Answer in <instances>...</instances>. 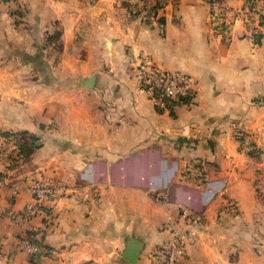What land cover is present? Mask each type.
Listing matches in <instances>:
<instances>
[{
  "label": "crops",
  "instance_id": "1",
  "mask_svg": "<svg viewBox=\"0 0 264 264\" xmlns=\"http://www.w3.org/2000/svg\"><path fill=\"white\" fill-rule=\"evenodd\" d=\"M154 3L1 6L0 132L26 136L29 152L1 174L0 247L29 236L41 246L12 264H157L167 216L184 228L183 207L202 233L182 264H264V26L252 36L238 19L219 33L210 0ZM138 53L189 74L193 100L156 107L133 77ZM32 179L74 189L26 216Z\"/></svg>",
  "mask_w": 264,
  "mask_h": 264
},
{
  "label": "built area",
  "instance_id": "2",
  "mask_svg": "<svg viewBox=\"0 0 264 264\" xmlns=\"http://www.w3.org/2000/svg\"><path fill=\"white\" fill-rule=\"evenodd\" d=\"M12 0H0L1 6L8 10ZM155 5H164L170 0H153ZM211 22L219 33L228 32L233 23L242 19L251 27V35L257 34L259 27L264 26V2L258 4L255 0H242L240 6L230 5L228 0H210ZM141 5L150 4V0H137ZM254 19V20H252ZM252 21V22H250ZM133 77L139 88L145 92L156 107L167 108L173 103L187 104L195 96V83L192 77L180 70L163 68L145 53H138L132 59ZM241 135V148L249 152L253 146L247 134ZM18 153V142L15 136L0 132V182L1 174L14 167ZM15 160V162H14ZM18 161V160H17ZM194 171V169H191ZM198 176V173H196ZM23 189L31 194L32 201L25 204L22 212L26 216H34L41 212L45 202H56L66 196L73 187L60 185L46 179H32L23 185ZM84 198H88L89 186L75 187ZM156 200L167 204L164 192L158 194ZM179 217L185 221V227L179 228L172 215L167 216V227L171 232L169 240L156 251L157 264H182L189 242L196 241L202 233V223L199 215H194L188 208L178 210ZM41 251V246L29 237H21L12 242H6L0 247V264H12V254L24 252L35 256Z\"/></svg>",
  "mask_w": 264,
  "mask_h": 264
},
{
  "label": "trees",
  "instance_id": "3",
  "mask_svg": "<svg viewBox=\"0 0 264 264\" xmlns=\"http://www.w3.org/2000/svg\"><path fill=\"white\" fill-rule=\"evenodd\" d=\"M173 104H176V103H173ZM172 105V104H170ZM9 135H12V136H15L17 138V142H18V153H17V158L14 160V162L17 164L19 161L21 160H24L26 155L28 154L29 152V144H28V140L26 138V136L22 135V134H19V133H7ZM238 139L241 140V136L239 135L238 136ZM259 150L258 149H253L251 151L248 152L249 155L251 156H258L259 155ZM18 160V161H17ZM29 238L36 242L34 239H32L30 236Z\"/></svg>",
  "mask_w": 264,
  "mask_h": 264
},
{
  "label": "water",
  "instance_id": "4",
  "mask_svg": "<svg viewBox=\"0 0 264 264\" xmlns=\"http://www.w3.org/2000/svg\"><path fill=\"white\" fill-rule=\"evenodd\" d=\"M93 76H90V77H88L87 78V82H86V86L87 87H91L92 86V84H93ZM123 256L126 258V259H128V260H130V261H134L135 260V258L137 257V250H136V248H134L133 246H131V244H130V246L128 247V249L123 253Z\"/></svg>",
  "mask_w": 264,
  "mask_h": 264
}]
</instances>
